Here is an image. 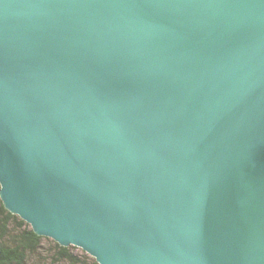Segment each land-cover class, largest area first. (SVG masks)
<instances>
[{
  "label": "water",
  "instance_id": "1",
  "mask_svg": "<svg viewBox=\"0 0 264 264\" xmlns=\"http://www.w3.org/2000/svg\"><path fill=\"white\" fill-rule=\"evenodd\" d=\"M0 200L98 264H264V0H0Z\"/></svg>",
  "mask_w": 264,
  "mask_h": 264
},
{
  "label": "trees",
  "instance_id": "2",
  "mask_svg": "<svg viewBox=\"0 0 264 264\" xmlns=\"http://www.w3.org/2000/svg\"><path fill=\"white\" fill-rule=\"evenodd\" d=\"M42 238L32 231L30 225L9 213L0 202V264H29L37 255ZM56 247L58 253L54 262L72 261L67 247L58 244ZM94 264H97L95 260Z\"/></svg>",
  "mask_w": 264,
  "mask_h": 264
},
{
  "label": "rangeland",
  "instance_id": "3",
  "mask_svg": "<svg viewBox=\"0 0 264 264\" xmlns=\"http://www.w3.org/2000/svg\"><path fill=\"white\" fill-rule=\"evenodd\" d=\"M5 240L7 242L9 241V239ZM56 245L57 243L52 239L43 237L38 246L37 255H34V258L29 262V264H94V258L80 248H73L74 246L67 247L68 255L71 256L70 258L72 261L54 262L55 254L58 253Z\"/></svg>",
  "mask_w": 264,
  "mask_h": 264
},
{
  "label": "bare ground",
  "instance_id": "4",
  "mask_svg": "<svg viewBox=\"0 0 264 264\" xmlns=\"http://www.w3.org/2000/svg\"><path fill=\"white\" fill-rule=\"evenodd\" d=\"M29 225V224H28ZM55 242V241H54ZM60 246V245H59ZM68 247H70V246H68ZM75 247V246H74ZM75 248H78V247H75Z\"/></svg>",
  "mask_w": 264,
  "mask_h": 264
}]
</instances>
